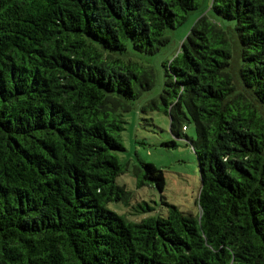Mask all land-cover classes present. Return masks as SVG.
<instances>
[{
    "label": "trees",
    "instance_id": "trees-1",
    "mask_svg": "<svg viewBox=\"0 0 264 264\" xmlns=\"http://www.w3.org/2000/svg\"><path fill=\"white\" fill-rule=\"evenodd\" d=\"M199 7L0 0V264H264V0H208L212 16L161 63L170 134L195 128L197 214L164 203L163 216L131 220L110 208L131 206L117 153L124 115L156 82L141 59ZM132 173L163 191L160 168Z\"/></svg>",
    "mask_w": 264,
    "mask_h": 264
},
{
    "label": "rangeland",
    "instance_id": "rangeland-1",
    "mask_svg": "<svg viewBox=\"0 0 264 264\" xmlns=\"http://www.w3.org/2000/svg\"><path fill=\"white\" fill-rule=\"evenodd\" d=\"M208 0H199L200 7L190 12L187 20L179 27L168 32L169 43L162 47L155 56L142 58L144 64L151 65L156 74L155 85L133 102L131 111L124 115L126 124L121 133L120 142L124 148L117 153L121 162L128 163V170L117 178L119 186L126 187L132 193L131 206L122 204H110V208L133 220L135 217L156 216L166 213L164 203L176 206L184 214L195 215L198 212L197 198L200 189V174L196 156L187 139L195 138L193 123L186 124L187 129L180 138H175L169 132V117L161 109L159 94L166 80L165 71L161 65L166 60H171L177 52L181 41L189 32L194 21L201 15L212 16L207 8ZM215 21L223 28L230 27L233 32V23L214 17ZM237 41V40H236ZM239 48V45H238ZM236 56V55H235ZM236 58L233 61V69L237 68ZM151 100L160 104V109L141 108ZM174 141L175 146L166 147L163 144ZM150 163L164 171L165 186L162 192L157 191L148 184L138 185L133 176V166L139 163ZM150 207V212H142L143 207ZM137 211V212H136Z\"/></svg>",
    "mask_w": 264,
    "mask_h": 264
}]
</instances>
